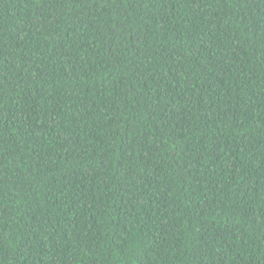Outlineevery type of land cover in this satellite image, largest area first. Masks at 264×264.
I'll list each match as a JSON object with an SVG mask.
<instances>
[{
  "label": "trees",
  "instance_id": "1",
  "mask_svg": "<svg viewBox=\"0 0 264 264\" xmlns=\"http://www.w3.org/2000/svg\"><path fill=\"white\" fill-rule=\"evenodd\" d=\"M0 264H264V0H0Z\"/></svg>",
  "mask_w": 264,
  "mask_h": 264
}]
</instances>
